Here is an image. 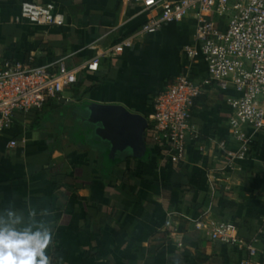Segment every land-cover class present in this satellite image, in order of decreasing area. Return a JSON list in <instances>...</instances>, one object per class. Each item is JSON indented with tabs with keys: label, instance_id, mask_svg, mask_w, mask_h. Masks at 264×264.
I'll return each mask as SVG.
<instances>
[{
	"label": "crops",
	"instance_id": "obj_1",
	"mask_svg": "<svg viewBox=\"0 0 264 264\" xmlns=\"http://www.w3.org/2000/svg\"><path fill=\"white\" fill-rule=\"evenodd\" d=\"M156 1L0 0V60L43 66L64 59L69 69L89 63L60 100L16 113L0 139V229L51 233L49 264L249 260L246 249L212 242L208 231L194 227L200 219L232 222L242 239H250L264 223V135L254 134L250 159L234 172L224 169L210 143L231 140L226 99L233 92L206 89L192 125L207 150L200 152L189 139L182 162L159 145L149 161L129 151L113 161L108 145L90 137L84 125L82 108L92 104L117 105L149 123L155 97L180 74L196 82L207 77L204 60L185 53L194 40L193 14L110 57L100 55L158 16V8L145 10ZM28 4L63 12L65 25L23 19ZM11 140L17 141L14 149L7 147ZM255 246L256 260L264 264V236Z\"/></svg>",
	"mask_w": 264,
	"mask_h": 264
},
{
	"label": "built area",
	"instance_id": "obj_2",
	"mask_svg": "<svg viewBox=\"0 0 264 264\" xmlns=\"http://www.w3.org/2000/svg\"><path fill=\"white\" fill-rule=\"evenodd\" d=\"M134 1L146 3L147 0ZM150 8L160 9V14L100 55L110 57L155 34L164 24L180 22L193 14L194 40L185 53L191 60H204L207 77L196 82L188 73L180 74L155 97L148 127L155 144L182 162L189 139L196 142L200 152L207 150L192 125L195 100L211 86L233 92L226 99L231 110V140L211 139L210 143L221 153L225 170H240V163L250 159L254 134L264 135V0H159L147 5L145 10ZM21 16L37 25L63 27L66 23L63 12L40 5H25ZM87 66L89 63L69 69L64 59L43 66L0 60V139L12 126L16 113L29 114L41 110L48 101L60 100ZM16 146V140L7 143L10 149ZM194 227L197 231H208L212 242L246 249L249 260L242 264H259L255 246L258 238L247 243L234 223L200 219ZM258 234L264 236V223Z\"/></svg>",
	"mask_w": 264,
	"mask_h": 264
},
{
	"label": "water",
	"instance_id": "obj_3",
	"mask_svg": "<svg viewBox=\"0 0 264 264\" xmlns=\"http://www.w3.org/2000/svg\"><path fill=\"white\" fill-rule=\"evenodd\" d=\"M82 111L90 137H97L108 145L109 159L114 161L126 151L134 159H144L148 150L146 119L117 105L92 104Z\"/></svg>",
	"mask_w": 264,
	"mask_h": 264
},
{
	"label": "clouds",
	"instance_id": "obj_4",
	"mask_svg": "<svg viewBox=\"0 0 264 264\" xmlns=\"http://www.w3.org/2000/svg\"><path fill=\"white\" fill-rule=\"evenodd\" d=\"M52 242L48 231L0 229V264H49L46 250Z\"/></svg>",
	"mask_w": 264,
	"mask_h": 264
},
{
	"label": "trees",
	"instance_id": "obj_5",
	"mask_svg": "<svg viewBox=\"0 0 264 264\" xmlns=\"http://www.w3.org/2000/svg\"><path fill=\"white\" fill-rule=\"evenodd\" d=\"M202 99V96H200V97H198L196 100H195V102H194V106H193V109L195 108V106H196V104L200 101V100ZM193 109H192V111H193ZM146 143H147V148H148V150H147V153H146V156H145V158L143 159L145 162L146 161H149L151 158H152V156H153V150H154V148L157 146L156 144H155V141H154V139H153V133H152V131H151V128H149V127H147V130H146ZM196 143V142H195ZM177 165L179 166V167H182L183 165H182V163H179V162H177ZM180 168H178V170H179ZM181 175V177H184L185 178V174H180ZM237 226V225H236ZM258 228H255V232H254V234H253V236L250 238V239H244L247 243H250L254 238H260V237H262L261 235H259L258 234ZM162 236V235H161ZM159 238H160V236H159Z\"/></svg>",
	"mask_w": 264,
	"mask_h": 264
}]
</instances>
